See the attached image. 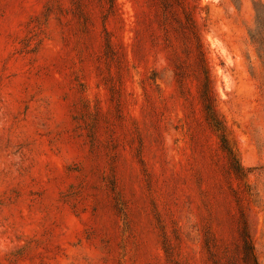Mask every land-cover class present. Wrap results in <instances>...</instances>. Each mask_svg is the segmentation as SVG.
Instances as JSON below:
<instances>
[{
    "label": "rangeland",
    "instance_id": "rangeland-1",
    "mask_svg": "<svg viewBox=\"0 0 264 264\" xmlns=\"http://www.w3.org/2000/svg\"><path fill=\"white\" fill-rule=\"evenodd\" d=\"M0 264H264V0H0Z\"/></svg>",
    "mask_w": 264,
    "mask_h": 264
}]
</instances>
